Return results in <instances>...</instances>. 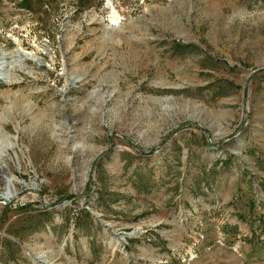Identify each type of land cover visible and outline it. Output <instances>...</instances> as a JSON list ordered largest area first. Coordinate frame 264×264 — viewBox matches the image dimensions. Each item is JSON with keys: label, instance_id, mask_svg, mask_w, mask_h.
Masks as SVG:
<instances>
[{"label": "rangeland", "instance_id": "obj_1", "mask_svg": "<svg viewBox=\"0 0 264 264\" xmlns=\"http://www.w3.org/2000/svg\"><path fill=\"white\" fill-rule=\"evenodd\" d=\"M0 264H264V0H0Z\"/></svg>", "mask_w": 264, "mask_h": 264}]
</instances>
